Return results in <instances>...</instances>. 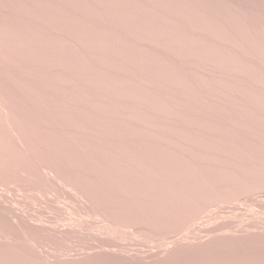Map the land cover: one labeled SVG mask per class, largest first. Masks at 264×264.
<instances>
[{
	"label": "rangeland",
	"instance_id": "rangeland-1",
	"mask_svg": "<svg viewBox=\"0 0 264 264\" xmlns=\"http://www.w3.org/2000/svg\"><path fill=\"white\" fill-rule=\"evenodd\" d=\"M0 264H264V0H0Z\"/></svg>",
	"mask_w": 264,
	"mask_h": 264
}]
</instances>
